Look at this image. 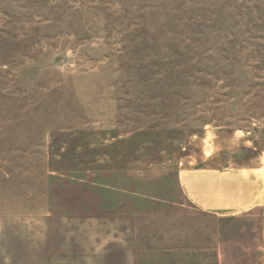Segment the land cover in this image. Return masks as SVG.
<instances>
[{
  "label": "rangeland",
  "instance_id": "obj_1",
  "mask_svg": "<svg viewBox=\"0 0 264 264\" xmlns=\"http://www.w3.org/2000/svg\"><path fill=\"white\" fill-rule=\"evenodd\" d=\"M261 157L264 0H0V264H264L178 184Z\"/></svg>",
  "mask_w": 264,
  "mask_h": 264
},
{
  "label": "crops",
  "instance_id": "obj_2",
  "mask_svg": "<svg viewBox=\"0 0 264 264\" xmlns=\"http://www.w3.org/2000/svg\"><path fill=\"white\" fill-rule=\"evenodd\" d=\"M202 162L178 171L179 188L190 205L217 216L264 207V158L233 166ZM261 242L264 249V217Z\"/></svg>",
  "mask_w": 264,
  "mask_h": 264
}]
</instances>
